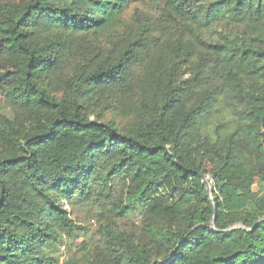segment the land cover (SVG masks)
<instances>
[{
	"label": "trees",
	"instance_id": "trees-1",
	"mask_svg": "<svg viewBox=\"0 0 264 264\" xmlns=\"http://www.w3.org/2000/svg\"><path fill=\"white\" fill-rule=\"evenodd\" d=\"M0 35L32 105L0 106V264H57L84 205L62 264H264V0L0 1Z\"/></svg>",
	"mask_w": 264,
	"mask_h": 264
},
{
	"label": "rangeland",
	"instance_id": "rangeland-1",
	"mask_svg": "<svg viewBox=\"0 0 264 264\" xmlns=\"http://www.w3.org/2000/svg\"><path fill=\"white\" fill-rule=\"evenodd\" d=\"M1 2H18L19 0H0ZM147 2L152 3L153 0H147ZM12 61L5 54L3 50V42L0 35V72L5 73V76L0 80V106L9 114H11L15 120V123L18 127H22L25 124L27 113L32 108V105L28 102L25 105L16 104L10 94V85L12 81L16 78V75L12 72ZM263 172V168L260 167L259 173ZM208 181V180H207ZM210 186V181H208ZM263 185L264 181L260 182L259 178L255 179L254 184L252 185V191L254 198L258 199L263 194ZM69 215L77 224L85 226L87 228L86 232H76L75 236L71 239L67 238L65 243L60 244L58 251L55 253L57 256V264H62L63 260L68 256L74 254L77 251L78 244H86V250L94 251L97 242V235L95 234V229L97 227V221L106 213H97V208L89 207L88 205L84 206H74L69 207ZM140 215L129 214L126 218H120L118 221L120 224L130 225L133 222L139 223Z\"/></svg>",
	"mask_w": 264,
	"mask_h": 264
},
{
	"label": "water",
	"instance_id": "water-1",
	"mask_svg": "<svg viewBox=\"0 0 264 264\" xmlns=\"http://www.w3.org/2000/svg\"><path fill=\"white\" fill-rule=\"evenodd\" d=\"M205 181H206L207 195H208V197H209V199H210L211 204H213V198H212V191H211V188H210V186H209V184H208L207 179H205Z\"/></svg>",
	"mask_w": 264,
	"mask_h": 264
}]
</instances>
